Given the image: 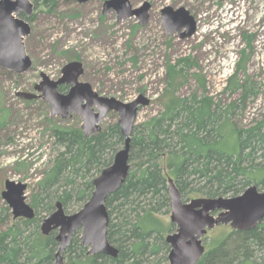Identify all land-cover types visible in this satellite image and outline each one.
<instances>
[{"label": "rangeland", "instance_id": "374dc122", "mask_svg": "<svg viewBox=\"0 0 264 264\" xmlns=\"http://www.w3.org/2000/svg\"><path fill=\"white\" fill-rule=\"evenodd\" d=\"M57 1L52 6L45 0H31L32 31L24 45L32 68L23 74L0 68V213L8 207L3 199L8 180L27 185V202L31 204L38 192V182L59 155L54 127H82L78 116L69 120L52 117L50 106L36 89L42 74L58 80L71 61L83 63L82 81L101 96L131 103L143 95L150 101L148 106L140 107L134 128L163 112L168 67L183 59L190 63L185 70L187 80L180 88L181 97L207 96L223 109L241 97L232 80L237 73L239 84L248 79L259 96L247 102L244 112L236 111L232 124L238 130H247L263 120L264 0H129L133 9L146 3L152 5L145 26L140 25L137 17L119 21L113 10L104 15L107 0L86 4ZM166 7L189 11L197 21L196 33L186 39L180 37L185 29L169 34L162 20ZM243 60L247 62L243 64ZM118 121L117 113H109L102 122V130ZM237 143L234 134L227 132L220 149L238 153ZM198 198L191 195L189 201H184ZM76 212L78 207H72L66 214ZM170 216L171 212L159 219L170 225ZM13 220L10 210V220L4 228L11 227ZM232 230L224 225L209 231L203 238L206 250Z\"/></svg>", "mask_w": 264, "mask_h": 264}, {"label": "trees", "instance_id": "16d2710c", "mask_svg": "<svg viewBox=\"0 0 264 264\" xmlns=\"http://www.w3.org/2000/svg\"><path fill=\"white\" fill-rule=\"evenodd\" d=\"M45 1L58 4L57 0ZM189 63L183 59L168 67L163 112L134 128L129 175L107 199L108 240L119 250L118 257L89 254L77 233L64 252L66 264H167L170 247L166 238L176 232V226L164 225L159 216L171 212L169 179L185 201L191 195L234 198L252 186L264 190V118L247 130H238L231 122L236 111L244 112L247 102L259 96L258 90L248 79L240 85L236 73L232 80L241 97L223 109L207 96L181 97ZM227 132L237 138L238 153L220 149ZM53 135L59 155L31 199L35 218L14 219L5 229L10 209L0 213V264H55L56 233L44 236L41 224L58 203L65 213L72 207L82 209L94 192V181L113 164L125 142L118 123L90 137L80 128L59 126ZM198 264H264V222L252 231L232 230L214 241Z\"/></svg>", "mask_w": 264, "mask_h": 264}, {"label": "water", "instance_id": "95a60500", "mask_svg": "<svg viewBox=\"0 0 264 264\" xmlns=\"http://www.w3.org/2000/svg\"><path fill=\"white\" fill-rule=\"evenodd\" d=\"M86 4L90 0H66ZM151 5L133 9L129 0H107L104 3V15L112 10L118 14L119 21L137 17L141 26L149 22ZM34 5L31 0H0V68L22 74L29 71L32 60L27 55L24 41L31 35V26L21 19L22 14L33 15ZM163 26L173 35L180 34L182 39L192 37L197 31V21L185 8L174 10L166 7L162 10ZM83 74L81 62L68 63L62 76L51 80L43 74L44 81L36 87L42 98L48 103L52 117L69 120L79 116L81 130L90 137L102 130V122L107 115L115 112L119 115L118 124L125 139L123 148L117 152L113 164L104 169L94 181V192L90 200L78 212L67 215L61 205L46 218L41 226V233L49 236L56 233L59 244L55 255V264H66L64 252L72 239L80 233V243L89 250V254H104L117 258L119 250L108 240L110 217L106 207L107 199L116 193L125 183L130 169L131 137L137 121L140 107L148 106L150 101L140 95L131 103H123L115 98L100 96L88 83L79 82ZM72 86L69 94L58 92L59 85ZM23 98L28 96L21 95ZM27 185L8 180L5 182L3 199L12 212L13 219L32 220L35 210L27 202ZM171 223L176 232L169 234L166 242L170 247L167 264H198L206 247L203 238L218 226H230L235 231H252L264 222V190L256 186L247 189L234 198H198L184 202L175 182L169 179Z\"/></svg>", "mask_w": 264, "mask_h": 264}, {"label": "flooded vegetation", "instance_id": "af4514ba", "mask_svg": "<svg viewBox=\"0 0 264 264\" xmlns=\"http://www.w3.org/2000/svg\"><path fill=\"white\" fill-rule=\"evenodd\" d=\"M91 1V0H90ZM89 1V2H90ZM151 7H152V5H151ZM20 18L21 19H23V20H25L26 22H28L29 23V19L28 18H30V16H26V15H24V14H22L21 16H20ZM30 24V23H29ZM78 60V59H77ZM71 62H80L79 60L78 61H71ZM70 62V63H71ZM82 65H83V63H82ZM7 71H9V70H7ZM63 71V70H62ZM9 72H11V71H9ZM15 73V72H14ZM24 73H26V72H24ZM17 74V73H16ZM23 74V73H22ZM84 74H85V69H84V65H83V74L81 75V77L79 78V82H83L82 81V77L84 76ZM62 76V75H61ZM41 78H42V81H44V79H43V74L41 75ZM52 80V79H51ZM54 81H57V80H54ZM84 83V82H83ZM41 84V83H40ZM71 88H72V86H70V85H67V84H62V85H59L58 86V88H57V90H58V92L60 93V94H62V95H67V94H69V92H70V90H71ZM100 95V94H99ZM101 96V95H100ZM44 100V99H43ZM45 101V100H44ZM73 117H75V116H73ZM77 117V116H76ZM79 117V116H78ZM75 237V236H74Z\"/></svg>", "mask_w": 264, "mask_h": 264}]
</instances>
